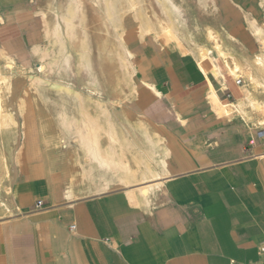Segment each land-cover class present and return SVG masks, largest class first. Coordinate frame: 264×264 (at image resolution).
Segmentation results:
<instances>
[{
	"label": "crops",
	"instance_id": "0c3cea01",
	"mask_svg": "<svg viewBox=\"0 0 264 264\" xmlns=\"http://www.w3.org/2000/svg\"><path fill=\"white\" fill-rule=\"evenodd\" d=\"M0 17V61L37 65L47 33L38 1L0 0ZM244 23L226 36L242 64L258 43ZM211 55L199 61L165 44L139 65L143 86L166 108L159 128L149 127L164 139L170 170L148 211L122 188L69 199L62 175L17 161L14 213L0 219V264H264V142L254 120L220 114L211 87L235 102L248 85ZM15 115L16 132L36 131ZM143 117L147 124V109Z\"/></svg>",
	"mask_w": 264,
	"mask_h": 264
},
{
	"label": "bare ground",
	"instance_id": "6f19581e",
	"mask_svg": "<svg viewBox=\"0 0 264 264\" xmlns=\"http://www.w3.org/2000/svg\"><path fill=\"white\" fill-rule=\"evenodd\" d=\"M75 1L71 0L66 12L60 16L66 28L70 29L73 35L76 33L77 27L74 18L76 12L80 11V8L74 5ZM124 1L126 2L124 15H119L117 4L120 0H104L110 20L116 22L115 27L120 30L118 36L119 48L115 55L119 60L123 73L122 81L132 92H138L135 79L136 68L133 63L135 53L128 46L126 40L127 30L124 25L125 18L130 14L138 22L137 28L141 39L155 33L156 36L163 37L166 44L176 46L182 51H188L187 53L190 52L199 61L210 58L211 53L217 51L233 77L247 79L252 88L250 87L246 95L235 102H222L214 88L211 87V96L214 97L213 102L219 109L220 114L252 117L250 104L257 103L259 107L264 108V21L260 24L250 14L245 13L243 15L251 34L254 36L255 41L260 43L261 47L260 51L251 56L249 61L247 60L246 64H242L233 53L226 49L223 38L212 26L206 27V40L212 46L206 47L200 43L195 33L188 28V21L183 17V5L181 3L175 0H156L164 17L156 15V24H151L146 19L148 15L145 16L142 0ZM259 5L264 13V0H259ZM59 29L60 24H57L54 34L58 35L57 39L61 45L62 58L56 57L48 65L51 72L54 71L53 67H57L58 73L62 75V70L68 73V68L62 66L60 60L68 62L70 59L67 54L66 39L61 36ZM47 34L49 37L52 36L49 30H47ZM187 35L190 36L189 39L186 38ZM82 45L88 47L85 42ZM48 57V51H44L42 60L44 61ZM82 58L88 66L92 65L89 50L82 53ZM9 63L15 64V60L10 58ZM46 67L47 64L43 63L38 70L43 71ZM32 80L42 101L52 102L56 106L54 118L59 133L56 138L52 137L48 140L44 147L54 145L57 148L66 147L74 150L75 163L79 166L76 172L80 174L82 182L88 183L87 190L89 193L99 194L114 188H122L148 211L152 206L153 196L164 187L163 178L170 174L167 160L168 149L164 145L161 134L157 131L152 132L144 119H139L138 125L141 134L133 138L128 128L115 117L112 103L104 100L101 95L97 97L87 96L82 91L73 89L70 84L61 85L56 83L52 87L55 89L58 100H54L46 93L49 82L45 78L36 75L32 77ZM98 82V77L94 76L90 81V85L94 86L95 91L99 94ZM4 86L7 92L12 91L13 84L10 76L0 78V131H8L19 125L15 113L9 110L5 103ZM149 87L155 89L152 84ZM20 101V114H23L26 101L23 97L20 98ZM57 139L58 141H56ZM19 154L20 151L17 150L13 156L18 159ZM2 165L6 176L10 178L12 167L9 166L6 159L0 162V168ZM76 177V173H71L68 177L67 197L69 199L76 196L72 189ZM1 188L2 178H0ZM6 196L11 199L9 203L2 200L3 196L0 193V218L7 217L10 212L9 206L12 205V199H16L17 192L16 190H8Z\"/></svg>",
	"mask_w": 264,
	"mask_h": 264
},
{
	"label": "rangeland",
	"instance_id": "374dc122",
	"mask_svg": "<svg viewBox=\"0 0 264 264\" xmlns=\"http://www.w3.org/2000/svg\"><path fill=\"white\" fill-rule=\"evenodd\" d=\"M37 1L40 12L43 13V27L46 31L49 30L52 35L49 37L46 33V37L40 38L41 49L43 52L48 51L49 57L43 61L41 55L38 64H33L29 68H19L16 63H9L10 58L0 61V78L10 76L13 84L11 92H7L4 86L3 96L7 108L14 113L17 111L20 113V98L23 97L27 103H25L22 114L24 116V128L28 124L37 125V127L34 126V130L36 131L33 132H16L15 128H11L8 131H0V162L6 159L12 170L15 169L17 161L23 163L25 168L27 165L33 164L34 167L62 175L67 180V184L69 175L76 173L75 184L72 186V189L76 193L75 197L77 195H89L91 193L87 190L88 183L82 182L80 174L76 172L79 166L75 163L74 150L66 147L57 148L54 145L44 147L48 140L52 137L56 138L59 133L58 125L54 118L56 106L52 102L42 101L35 89V85L32 83V77L38 75L49 82L48 87H46V93L54 100H58L55 89L52 87L56 83L61 85L70 84L73 89H78L87 96L97 97L101 95L104 100L112 103L115 117L128 128L130 135L135 138L141 134L138 121L139 119L145 120L143 117L145 109H147V124L150 125L151 129L159 128L156 125V122L162 120L158 116L159 111L163 110L166 112V108L162 102L146 89V84L143 86V82L141 81L142 75L139 69V65L143 63V57L153 58L158 48L161 45L165 46L166 41L163 37L156 36L155 33L141 39L137 28L138 22L134 20L132 14L125 18L126 40L129 48L135 53L133 63L136 68L135 79L138 92L134 93L122 81L123 73L119 60L115 55L119 48L118 36L120 30L115 27L117 23L110 20L104 0H76L74 2V5L80 8V11L76 12L74 18L77 25L74 35L70 29L66 28L60 18L62 13L66 12V8L70 5L71 0ZM175 1L183 5V17L188 21L189 30L194 32L200 43L206 47L212 46L206 40V27L212 26L223 38L226 49H230L226 36L229 37L231 28L239 26V22H244L243 8L251 12L256 18L252 17L260 24L264 21L263 9L258 4L259 0ZM237 4L243 8L241 9ZM142 8L145 11V16L148 15L146 19L151 24H156V15L164 17L161 7L156 0H142ZM125 9L126 2L120 0L117 4V13L124 15ZM235 19H238V21H234L233 23L232 21ZM57 24H60L59 32H61V36L66 39L67 54L70 59L68 62L60 60L61 65L68 68V73L62 70V75L58 73L57 67H53V72H51L49 67V63L53 62L56 57L62 58L61 45L57 39L58 35L54 34ZM243 27L247 29L251 38L248 24L244 23ZM186 38L189 39L190 36L187 35ZM253 40L255 39L253 38ZM83 42L88 45L87 48L86 45L85 47L82 45ZM187 47L189 46L187 45ZM260 47L261 45L258 42L256 48H254V54L260 51ZM86 50H89L91 54V66H88L82 58V53ZM182 52L187 53L188 51ZM213 52L216 57H220L217 51ZM220 59L223 62L221 57ZM247 60L249 61V59ZM43 63L47 64V67L45 70L39 71L38 68ZM94 76H97L99 80L97 86L99 94L95 91V87L90 85V81ZM245 81L248 85L247 88H252L247 79ZM144 83L146 82L144 81ZM212 98L214 99L213 96ZM250 105L252 110L250 113L253 116H241H245L247 120H254L253 123L262 122L264 119V108L259 107L257 103ZM151 120L154 121L152 122ZM17 150L20 151L18 159L13 156ZM0 178H2V188L0 189V193L3 196L2 200L9 203L11 199L9 196H6V191L15 190V187L11 185L12 177L6 176L3 165L0 168ZM9 208L10 212L7 214V217L14 213L13 206L11 205Z\"/></svg>",
	"mask_w": 264,
	"mask_h": 264
},
{
	"label": "built area",
	"instance_id": "2783aa9c",
	"mask_svg": "<svg viewBox=\"0 0 264 264\" xmlns=\"http://www.w3.org/2000/svg\"><path fill=\"white\" fill-rule=\"evenodd\" d=\"M3 23H4V21L0 17V25H2ZM234 79H235V81H236L237 84H241V85L244 84L243 78H241V77L235 78L234 77ZM257 137L264 142V121L258 122V126H257ZM250 143L253 144L254 143V139H252ZM41 203L42 202L40 201L39 204H41ZM75 228H76V226L75 225H72L71 226V231H74ZM260 247L262 249H264V240L260 243Z\"/></svg>",
	"mask_w": 264,
	"mask_h": 264
}]
</instances>
